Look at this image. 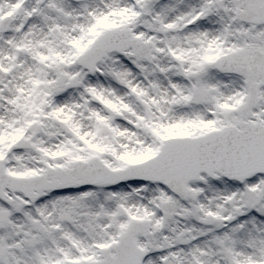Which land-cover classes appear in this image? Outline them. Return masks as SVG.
I'll use <instances>...</instances> for the list:
<instances>
[{"label":"snow or ice","instance_id":"1","mask_svg":"<svg viewBox=\"0 0 264 264\" xmlns=\"http://www.w3.org/2000/svg\"><path fill=\"white\" fill-rule=\"evenodd\" d=\"M0 264H264V0H0Z\"/></svg>","mask_w":264,"mask_h":264}]
</instances>
